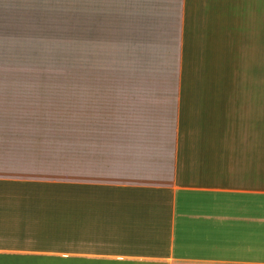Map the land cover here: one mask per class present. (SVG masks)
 Here are the masks:
<instances>
[{
	"label": "crops",
	"instance_id": "0c3cea01",
	"mask_svg": "<svg viewBox=\"0 0 264 264\" xmlns=\"http://www.w3.org/2000/svg\"><path fill=\"white\" fill-rule=\"evenodd\" d=\"M62 8L0 0V264H264V88H200L264 0H72L122 56L65 92L24 73Z\"/></svg>",
	"mask_w": 264,
	"mask_h": 264
},
{
	"label": "rangeland",
	"instance_id": "374dc122",
	"mask_svg": "<svg viewBox=\"0 0 264 264\" xmlns=\"http://www.w3.org/2000/svg\"><path fill=\"white\" fill-rule=\"evenodd\" d=\"M71 6L72 0H62L61 18H31L30 65L24 67V73L38 72L50 76V61H57L60 73L57 72V77L60 75V88L64 92L87 89L89 80L93 85V75L99 73L98 68L102 61L122 56V51L120 55L117 49L118 35L89 34L86 17L74 16L85 11H74ZM194 37H197V40L201 37L204 47L214 44L211 41L215 35ZM218 37L230 40V43L232 41L233 45L238 44L240 52L247 51L253 61H217L215 80L209 82V75L204 71L205 80L200 88L239 90L264 88V35H218ZM222 49H225L224 46ZM201 63L202 67H209V61ZM195 65L198 66L196 61Z\"/></svg>",
	"mask_w": 264,
	"mask_h": 264
}]
</instances>
